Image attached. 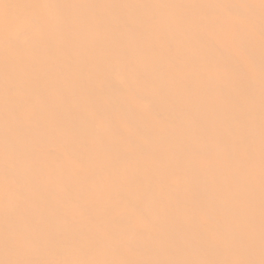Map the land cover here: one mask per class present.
<instances>
[{
	"label": "bare ground",
	"instance_id": "obj_1",
	"mask_svg": "<svg viewBox=\"0 0 264 264\" xmlns=\"http://www.w3.org/2000/svg\"><path fill=\"white\" fill-rule=\"evenodd\" d=\"M0 264H264V0H0Z\"/></svg>",
	"mask_w": 264,
	"mask_h": 264
}]
</instances>
